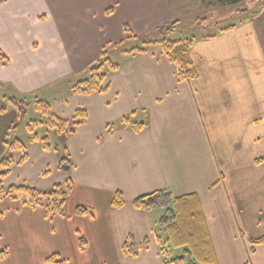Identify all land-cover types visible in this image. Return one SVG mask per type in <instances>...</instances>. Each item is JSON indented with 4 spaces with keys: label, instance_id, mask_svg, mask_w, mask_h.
<instances>
[{
    "label": "crops",
    "instance_id": "1",
    "mask_svg": "<svg viewBox=\"0 0 264 264\" xmlns=\"http://www.w3.org/2000/svg\"><path fill=\"white\" fill-rule=\"evenodd\" d=\"M215 1L0 0V48L9 57L0 90L20 100L43 93L42 101L64 120L79 110L88 114L66 137L70 173L61 172L55 154L40 144L14 153L10 183L48 190L71 179L74 191L66 217L55 221L19 201L13 208L6 204L13 214L2 225L0 211V250L8 251L0 264H47L54 254L65 264H164L161 216L133 205L159 190L196 197L218 264H264V244H253L264 237V163H257L264 160V0L254 4L252 15L207 34L214 37H195L191 57L198 78L190 83L179 81L159 45L129 53L142 45L128 47L138 41H127L126 26L140 41L159 42V28L188 20L199 25L208 9L218 10ZM229 26L235 27L221 31ZM106 51L119 66L109 75L108 92L78 95L72 90L78 83H70L66 94L59 90ZM55 88L49 99L47 91ZM17 122L14 106L0 114V159L9 152L5 141ZM134 124L145 128L137 133ZM25 155L27 162L19 164ZM48 164L53 179L44 181ZM117 191L126 200L120 209L112 207ZM79 206L93 216H77ZM130 236L136 258L123 252Z\"/></svg>",
    "mask_w": 264,
    "mask_h": 264
},
{
    "label": "trees",
    "instance_id": "2",
    "mask_svg": "<svg viewBox=\"0 0 264 264\" xmlns=\"http://www.w3.org/2000/svg\"><path fill=\"white\" fill-rule=\"evenodd\" d=\"M246 1L249 0H216L215 3L223 7H234ZM238 12L245 11L238 10ZM179 23L180 22L177 21L162 26L158 29V35L164 34L165 36L174 32ZM234 27L235 26H229L221 31H230ZM125 31L127 40L138 39V36L134 35L128 26L125 27ZM214 36L215 35H205L203 37L208 38ZM195 39L196 38H186L174 41L165 39L159 42L143 40L142 46L130 50L129 53L148 52L150 47L159 45L162 47L164 54L168 57L170 62L175 65L179 81L190 83L198 78V73L191 57V50ZM107 54L108 52L106 51L102 55V59L98 60V62L90 68L91 75L89 79L74 86V93L93 95L103 94L109 91V75L117 71L119 66L111 64L109 60H106L105 57ZM0 57L6 65L9 63V59L5 55H2L1 51ZM10 105L17 109L19 121L26 117L28 104L26 101L17 98H0V114L8 112ZM35 105L36 109L41 110V112L48 117L49 120L47 125L49 128L65 137L74 134L76 129L83 125L88 117L85 110H79L71 120H64L51 111V105L49 103L41 101L37 102ZM127 121H129L128 118H125L121 121V124L125 125ZM113 127V125H108L107 130L111 131ZM144 128L145 125L143 124H134L133 126V130L137 133L143 131ZM37 140V137H33L30 139V142H35ZM42 141L44 143V149L50 150L51 147L48 138ZM5 143L12 152L22 151L25 153L27 150L25 143L19 140L13 143L6 140ZM65 149L67 151L66 147ZM27 159L28 157L25 155L18 163L23 164ZM257 163L263 164L264 160H260ZM15 164L16 162L12 156L6 159H0V202L8 200L18 201L19 195L24 194L27 198L23 199L21 204L33 209H42L48 221H55L66 217L67 203L74 191L73 181L69 179L65 183L54 185L48 190L36 189L27 185H12L5 188L1 185V181L11 173L12 167ZM73 168L74 164L67 151L65 157L60 161L59 170L64 173H70ZM195 202V196L173 197L167 190H159L152 194L138 197L133 201V205L136 209L146 213L163 210V214L158 222L159 227L157 233L160 244V254L164 264H218L206 222ZM125 204L126 200L124 194L121 191H117L112 201V207L114 209H120ZM75 213L77 216H93L94 214L92 209L84 206L77 207ZM148 244L149 241L146 240L144 245ZM253 244L263 245L264 237L254 240ZM86 246V240L81 238V249L84 250ZM176 249L182 250L180 255L174 254V250ZM123 252L132 258L139 256L138 246L133 236H130L124 244ZM7 255L8 251L6 249L0 250V261L6 259ZM65 262V259L59 254H54L46 260L47 264H65Z\"/></svg>",
    "mask_w": 264,
    "mask_h": 264
},
{
    "label": "rangeland",
    "instance_id": "3",
    "mask_svg": "<svg viewBox=\"0 0 264 264\" xmlns=\"http://www.w3.org/2000/svg\"><path fill=\"white\" fill-rule=\"evenodd\" d=\"M259 1V2H258ZM260 3V0H249L246 2H243L237 6L234 7H224L223 6H219L218 5V10L216 11H211V10H207L206 14L201 15L200 17V21L199 25H196L194 21L192 20H188L185 21V23L179 27V24L176 26V30L174 33L171 34H167V35H156L154 36V39L157 41H163L165 39L169 40V41H174V40H178V39H186V38H195V37H201L203 35H207L209 33H212L214 31H217V29H221V27L223 26H227V25H232V24H236L238 20H241L243 18H245L246 15L248 14H253V12L256 9V4ZM255 4V5H254ZM217 6V4H216ZM236 8L239 9V11H245V12H236ZM254 10V11H253ZM138 42L136 43H130V45H128V47L130 46H134V45H143L142 41L136 39ZM129 41V40H127ZM1 54L5 55L8 59V55L0 48ZM108 51V50H107ZM2 58L0 57V79L3 80L5 79L4 73L6 72V77L8 75V69L4 61L1 60ZM102 59V57L100 58V60ZM106 60H109V52L107 54V56L105 57ZM104 59V60H105ZM115 62H117V60H114ZM107 63V61H106ZM91 69H87L85 70L81 75L79 76H74V77H70L66 80H64L63 82L60 83L59 85V90H61L62 88H65L66 91L63 92L64 94L67 93V89L70 86V83H80L83 82L84 80H87L90 78L91 75ZM3 71V72H2ZM0 80V86L2 81ZM52 89V90H48L47 91V97L49 99H52L53 96L57 95V89ZM74 88V87H73ZM73 90V89H72ZM81 95V94H78ZM9 98L12 97L11 96V92H9L8 90H0V98ZM44 95L42 94H34L32 96H29L27 98H23L24 101H26V103L28 104V108H27V114L26 117L22 120H18L17 125H16V129L14 132H12L8 139L10 143H13L16 140L22 141L25 143L27 150H29L33 144H40L43 146V139L48 138L49 141V145L51 147L50 150H46L47 152H52V154H55L56 158L58 159V167L60 164V161L62 158L65 157L67 151L65 149V143H66V137L64 135H61L59 133H57L55 130L49 128V126L47 125L48 123V117L41 112V110L36 109V103L37 102H41L43 99ZM52 111V110H51ZM16 112V111H15ZM33 137H37V141L35 142H30V139ZM14 153L12 152L9 148V152L6 154L5 157H3L2 159H6L9 158L10 156L14 158ZM69 154V151H68ZM70 155V154H69ZM16 161V160H15ZM27 160L24 162L26 163ZM33 163L30 165L31 168H37V164L34 163L35 159L33 158ZM54 166L51 164H48L45 167H43V172H42V178H40L41 180L43 179L44 181H50L53 179L52 175L54 174L53 172ZM60 172V171H59ZM62 172V171H61ZM12 171L11 173L6 176L5 178L2 179L1 181V185L4 186L5 188H8L9 186H12L13 183H10V180H12ZM11 178V179H10ZM24 185L30 186L32 188H36L39 189L38 187H36L35 185H30L27 183H23ZM13 185H17L19 186V184H13ZM27 198L26 195L24 194H20L19 195V202L21 203L23 199ZM8 206H12L11 208L14 207V203L12 200H8L5 201V203H0V211L2 214H4L5 218H3L1 224L4 225L7 221V219L13 214L10 211H8V208L6 207ZM9 207V209H11ZM157 214V216L159 217V215L161 216L163 214V210H156L155 211ZM0 235H3L0 233ZM4 241H8L9 240V236L4 235ZM13 239V238H12ZM11 239V240H12ZM182 252L181 249H176L174 250V254L180 255Z\"/></svg>",
    "mask_w": 264,
    "mask_h": 264
}]
</instances>
